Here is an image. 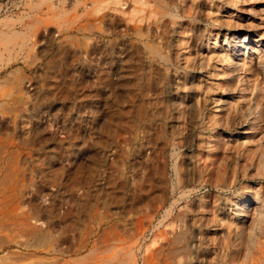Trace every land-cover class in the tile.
I'll list each match as a JSON object with an SVG mask.
<instances>
[{"label": "rangeland", "instance_id": "obj_1", "mask_svg": "<svg viewBox=\"0 0 264 264\" xmlns=\"http://www.w3.org/2000/svg\"><path fill=\"white\" fill-rule=\"evenodd\" d=\"M0 264H264V0H0Z\"/></svg>", "mask_w": 264, "mask_h": 264}, {"label": "bare ground", "instance_id": "obj_2", "mask_svg": "<svg viewBox=\"0 0 264 264\" xmlns=\"http://www.w3.org/2000/svg\"><path fill=\"white\" fill-rule=\"evenodd\" d=\"M248 125L247 124H244L243 125V129H242V132H240V133H243V134H246L247 133V131H248ZM241 202V201H240ZM239 202V203H240ZM242 202H244V204H243V206L242 207H238L237 208V215H244V214H246V212L248 211V204H246L245 202V199L242 201ZM238 206V205H237ZM250 212V211H249Z\"/></svg>", "mask_w": 264, "mask_h": 264}]
</instances>
